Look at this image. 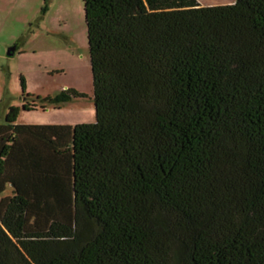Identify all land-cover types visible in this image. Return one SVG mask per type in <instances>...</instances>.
Returning <instances> with one entry per match:
<instances>
[{"label":"trees","instance_id":"16d2710c","mask_svg":"<svg viewBox=\"0 0 264 264\" xmlns=\"http://www.w3.org/2000/svg\"><path fill=\"white\" fill-rule=\"evenodd\" d=\"M83 8L95 121L8 109L0 264H264V0Z\"/></svg>","mask_w":264,"mask_h":264},{"label":"rangeland","instance_id":"374dc122","mask_svg":"<svg viewBox=\"0 0 264 264\" xmlns=\"http://www.w3.org/2000/svg\"><path fill=\"white\" fill-rule=\"evenodd\" d=\"M197 1L208 6L234 0ZM67 88L84 97L60 105L42 102ZM25 102L36 109L23 111ZM11 106L20 108L18 124L95 121L83 0H0V123Z\"/></svg>","mask_w":264,"mask_h":264},{"label":"water","instance_id":"95a60500","mask_svg":"<svg viewBox=\"0 0 264 264\" xmlns=\"http://www.w3.org/2000/svg\"><path fill=\"white\" fill-rule=\"evenodd\" d=\"M13 49L9 50L8 54L12 55Z\"/></svg>","mask_w":264,"mask_h":264},{"label":"crops","instance_id":"0c3cea01","mask_svg":"<svg viewBox=\"0 0 264 264\" xmlns=\"http://www.w3.org/2000/svg\"><path fill=\"white\" fill-rule=\"evenodd\" d=\"M16 123H17V120H16Z\"/></svg>","mask_w":264,"mask_h":264}]
</instances>
